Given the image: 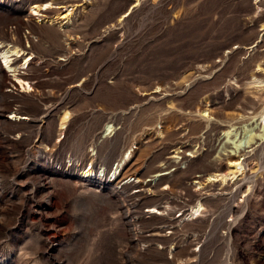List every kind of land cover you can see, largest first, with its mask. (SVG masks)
Masks as SVG:
<instances>
[{
    "label": "rangeland",
    "instance_id": "rangeland-1",
    "mask_svg": "<svg viewBox=\"0 0 264 264\" xmlns=\"http://www.w3.org/2000/svg\"><path fill=\"white\" fill-rule=\"evenodd\" d=\"M0 44V264H264V141L208 180L260 121L264 0H0Z\"/></svg>",
    "mask_w": 264,
    "mask_h": 264
},
{
    "label": "bare ground",
    "instance_id": "bare-ground-1",
    "mask_svg": "<svg viewBox=\"0 0 264 264\" xmlns=\"http://www.w3.org/2000/svg\"><path fill=\"white\" fill-rule=\"evenodd\" d=\"M48 4H50V2H48V1L47 2H43V3H32V4L29 5V8H30L29 13L30 14L40 13L41 15L46 16V13L45 12H42L41 10L46 9V7H47ZM61 6H60V8H61ZM68 9H69L68 6H65L64 7V12L61 13L62 18H64L63 15L67 14V13H65V11L67 12ZM47 15H48V13H47ZM44 19H45V17H44ZM49 20H51V19H49ZM51 23H52V21H51ZM10 46L11 47L3 48L1 46V44H0V47H1V50H0V55L1 56H0V59L2 58L3 63H4V68H6V69L8 68L7 70H9V71L10 70H14V67H15V65H12V62H13L12 60L15 59V58L14 59L11 58L12 54H18L19 55L21 53V49H19L17 46H15V45H10ZM28 59L27 58L26 59L24 58V60H23V62L21 64L23 66L24 65H27ZM3 63L0 61V64L1 65ZM261 73H262V70L259 67L254 72V75L257 76L258 74H261ZM18 79L20 80V78H18ZM253 80H251V81H253L254 83H260V81H262V80H258V79L255 80L254 78H253ZM253 85H255V84H253ZM253 85H251V86H253ZM24 86H27L28 89L31 88L29 85H24ZM262 86L258 84V85H256V87L254 86L255 89H253L251 87L254 90V91H252L251 94L252 95L254 94L255 98L259 97V99L261 100V102L259 101L262 104V106L260 105L261 106V109L258 110V113L256 112L257 114H254L253 115V116H255V115L258 116V119H260V121L259 122H256L255 124H253L249 128H245V125H243V127H241V130L238 131V132L237 131H234L237 128L236 127H233L231 125L229 126L230 128L228 130L224 131V137L227 138L228 144H232L233 145V146L231 145L233 149L230 152L227 153L226 159L224 160V162H219L218 163V166H217L218 169H220L221 171L223 170V172L220 171L221 173L216 174V175H212L213 177L210 175L209 178H208V180H217V179H220V180H223V182H224L226 179L235 180V179L239 178V175L245 170V164L243 162L244 160H243L241 151L242 152L243 151L245 152L246 151V148H250L252 145L254 146L258 141H264V99H263V94L260 93ZM248 88H250V86ZM230 102H232V101H230ZM224 104L226 105V103H224ZM257 104L256 105L259 106V103H257ZM220 106H222V105H220ZM243 106H244V104H243ZM222 107H224V106H222ZM222 107H221L220 111L223 110ZM215 108L216 107H214V105L210 101V99L208 97H206L205 105L203 106L202 109L204 111V114L207 113V115L206 116L203 115V117H201L200 120L202 119V120L206 121L207 123L211 124V126L212 125H216V122L217 121L216 122H213V121L210 120L212 117L218 119V115H217L218 113L216 111L217 108L216 109ZM254 110L256 111V108H254L253 111ZM226 115H227V113H226ZM228 116H229V114L227 115V119H228ZM20 119H21V117H20ZM222 119H224V118H222ZM111 132H112V126L109 123H107L105 125L104 129H103V133H104V135H106V134L111 133ZM159 133H162V132L159 131ZM176 152H178V151H175V153ZM131 155H132V151L130 150V148L124 150L123 152L121 151V153L119 155V158L117 159V161L115 163V166L112 167L109 170V172L107 173V175L104 173V170L103 169H100L99 168L97 171H94L93 168L90 166L88 168L87 167H84L78 173V177L79 178H82V179L83 178H85V179L86 178H92V177H94V178L101 177V178L104 179L105 182H111V181H114V180H117L119 182V181H121V180H123L125 178L124 177V178H121L120 179V177H122V175H124V173L130 167L131 159H132ZM156 176H158V175H155V177ZM194 183L200 185V182L199 181H195ZM142 189H144V188H142ZM146 189L148 190L149 188H146ZM138 190H141V189H138ZM202 208L203 207H202L201 203L198 202L195 205H192L190 207V211L188 213H186L185 216H188L190 219H194V218L198 217L201 214ZM147 210H151L154 214H157V213L160 214V211L158 209L155 210L154 207H152V209H147Z\"/></svg>",
    "mask_w": 264,
    "mask_h": 264
},
{
    "label": "built area",
    "instance_id": "built-area-1",
    "mask_svg": "<svg viewBox=\"0 0 264 264\" xmlns=\"http://www.w3.org/2000/svg\"><path fill=\"white\" fill-rule=\"evenodd\" d=\"M146 246H147L146 243H141L140 248H141V249H144ZM158 246H159V247H164V248H165V246H162L161 244H158ZM169 247H170V249L174 248L172 245H169ZM168 250H169V249H168Z\"/></svg>",
    "mask_w": 264,
    "mask_h": 264
}]
</instances>
